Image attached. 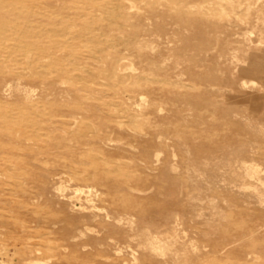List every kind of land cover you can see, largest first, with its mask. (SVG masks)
Returning <instances> with one entry per match:
<instances>
[{
  "label": "rangeland",
  "instance_id": "obj_1",
  "mask_svg": "<svg viewBox=\"0 0 264 264\" xmlns=\"http://www.w3.org/2000/svg\"><path fill=\"white\" fill-rule=\"evenodd\" d=\"M148 1L151 0H146L145 3L144 0H137V6L140 8L129 9L131 15H135L136 11L146 14ZM199 1L188 0L187 3L191 7L192 2H195L194 5L200 3L196 4L198 7H192L196 11H205V14L199 15L198 18L204 20V23H224L226 29L211 26L207 27L209 30L201 31L199 24L192 21L187 25V30L182 28L183 23L178 22V19L167 15L161 17L159 26L145 20L148 30L140 33L139 46L116 42L112 53L117 59H121L118 73L127 77V74L136 71L140 77V87L134 81L135 78L130 77L119 78L114 87L112 80L99 73L104 63L100 65L93 62L91 58H87L85 51L82 60L76 62L78 65L66 66L70 68H67L69 73L66 76L56 72L50 74H53L50 80L52 79L54 85L45 86L23 78L11 80L12 86L18 84V88L6 90L0 87V264H27L24 260L29 255L42 259L45 264H135L136 261L137 264H264V102L257 105L247 99L249 94H254L259 87H264V73L242 74L240 68L245 65L236 62L234 58L235 55L244 56L241 41L246 38L257 40L261 37L258 28L264 25V9L261 10L260 7L256 16L251 17L246 8L252 5L260 6L264 0ZM0 2L2 11L4 7L20 10L28 8L25 0ZM97 12L102 14V10ZM14 16V13H8L11 19H14ZM108 16L104 14L102 19ZM132 19L133 22L137 21L136 17ZM169 19L173 22L168 21ZM49 22H53V25L55 20ZM105 22L101 20V23ZM106 28L108 30L102 32L100 28L95 27L99 36L88 33L82 40H87L85 42H88L90 48L100 49L105 46L106 40L120 35L117 27L109 25ZM128 28L132 30V26ZM176 31L181 33L176 34ZM85 42L79 41V44ZM206 42H209V45ZM140 45L144 50H141ZM254 51L257 55L264 53V43L259 44ZM161 52L166 55L163 56ZM141 53L149 54L150 57H139ZM27 59L25 55L12 54L8 49L0 53V65L6 63L8 68L32 73L33 65L28 63ZM178 60H182L181 63H178ZM77 68H89L98 78L94 76L77 80ZM138 68L140 72L137 71ZM223 69L226 71L223 72ZM199 74L203 76L198 78ZM241 75L242 78L239 77ZM159 82L162 84L159 85ZM85 83L90 88H85ZM76 87L82 88V91L78 92L82 98L73 101L67 97L72 106L75 107L79 101L97 103L100 99L103 102L119 103L115 107L116 115L119 116L114 119L125 124L124 129L131 134L143 131L142 128L151 133L155 128L163 130L166 144H158L149 151L142 142H136L135 137L129 138L128 142L127 139L114 135V143L111 142L113 146L103 144L106 150L112 151L108 153L105 148L101 152L100 140L94 138H88L83 143H73L71 139H67L66 144L56 142L48 133L51 131V135L63 134L62 128L59 125L54 128L51 122L54 117H51L50 105L45 104V101H55L57 98L66 100V91ZM247 91H250L249 94ZM142 96L145 99L141 100ZM197 101L201 103L200 106ZM193 104L196 107H193ZM80 113L82 126L74 129L68 126L66 129L74 131L73 133L94 135L91 133L95 132V114L84 110ZM166 117H169L168 121L164 122ZM161 122L162 126L159 124ZM25 128H28V133H25ZM108 128L111 129L110 126H102V133H106V129L111 133ZM185 128L192 133H186ZM192 134L195 136L192 143L194 146L189 150L186 144H191L193 138L189 141L186 136ZM19 135L20 137H17ZM63 135L65 138L70 137L66 133ZM80 145L85 148L87 154L78 156L73 152V149H78ZM247 148L251 152L245 155L243 150ZM230 152L234 153V157ZM242 156L260 163V168L263 169L259 173L262 184L259 179L254 180L252 184L253 180L243 183L238 171L240 162L235 160L236 157ZM99 163L101 166H120V171L115 172L116 175H103L100 177L102 180L98 178L101 185L97 181L79 182L78 173L82 174L81 169L86 168L83 175H87L92 173ZM111 177H116L114 184ZM138 178L139 182L136 181ZM111 181L113 186L118 183L117 187L115 186L117 191L112 193L117 195L112 197L113 195L109 194L102 200L103 194L100 190H104L108 183L109 186ZM94 183L97 184L96 187ZM249 184L253 186L249 187ZM61 185L68 186L65 195L58 190ZM80 185H91L94 195L97 194L96 204L99 211L92 212L91 216L95 218L90 216L87 221L83 217L75 220L77 218H71L69 214L73 212L74 203L79 204L75 200L69 205L76 187ZM128 194L130 202L127 200V203L133 204L129 207L124 206L123 202L128 199L124 198L128 197ZM116 197L120 199L118 204ZM134 197L137 198L135 202ZM81 202L88 205L85 198ZM87 224L92 226L89 231ZM27 225L32 228H26ZM77 228L85 233L76 238ZM52 229L55 235L51 233ZM155 235L175 243V246L162 253L152 246L155 244ZM130 244L135 248L130 247Z\"/></svg>",
  "mask_w": 264,
  "mask_h": 264
},
{
  "label": "bare ground",
  "instance_id": "obj_2",
  "mask_svg": "<svg viewBox=\"0 0 264 264\" xmlns=\"http://www.w3.org/2000/svg\"><path fill=\"white\" fill-rule=\"evenodd\" d=\"M137 0H25L26 6L28 8H26L27 10H20V8H14V9H10L9 7H4L3 11L2 9H0V53L4 52L5 49H8L12 54H21V55H25L26 59L28 60L27 62H31L33 65V72L28 73V72H21L18 70H14L11 68H8V64H2L0 65V87L2 89H6V90H12V88H18V84H14V86H12L11 84V80L12 81H17L20 79H27L30 81H34V82H40L42 84H44L45 86H48L52 83V79L50 80V78L53 76H50L51 73L56 72L59 73V75L61 76H66L67 73H69L68 71L70 70L69 67H66L67 65H73L76 64L77 61H81L83 55V51L86 52V56L87 58H91L90 60H92L93 62L96 63H100V65L102 64V62L104 63V65L101 67V69H99V73H101L102 75H104L108 80H112L111 83H113L112 85H115L118 83L117 81H119L122 77V79H125L127 77L130 78H135L134 81H136V84L138 87L141 86V84H139V79L140 77H138V75L136 74V71L134 73H129L127 74V77L120 75V73H118V66L121 63V59H117V57L115 56V54L112 53L113 48L115 47L116 42H123L125 44H127L128 46H135L138 45V37H140V33H142V31H147L148 30V23L145 20H149L151 21V23H153L154 25L159 26L160 22L159 20L162 19L161 17L167 16V15H171L173 17H175L176 19H178V22L183 23L182 28L183 29H187L188 30V26L190 22H197L200 26L201 31L204 30H209L207 29V27H215V28H225L226 29V24H219L218 22H213V23H204V20H202L201 18L199 19V15L205 14V11L203 9L201 10H193V6L198 7V4L196 6V4L194 5V3L196 2H192L193 6L191 7V5L189 6L187 3L188 0H181V1H177V0H151L148 1V4L146 5L148 7V11L146 14H141V12L136 11L134 12L135 15H131V11L132 9L135 8H140L139 6H137L136 3ZM146 0H144L145 3ZM194 1V0H193ZM201 1V0H200ZM199 1V2H200ZM203 1V0H202ZM58 2H61V4H58ZM206 2V0L204 1ZM203 2V4H204ZM1 3V2H0ZM191 3V4H192ZM202 4V5H203ZM206 4V3H205ZM1 5V4H0ZM144 5V4H143ZM164 6V7H162ZM205 6V5H203ZM252 5L249 6L248 8H246L248 10V14L251 17L256 16L257 12L259 11V8L261 7V10L264 9V3L262 5ZM162 7V8H161ZM207 7V6H205ZM1 8V7H0ZM208 8V7H207ZM210 8V7H209ZM10 9V10H8ZM130 9V10H129ZM235 11V8H233ZM102 10V14L99 15V13L97 11ZM142 10V9H141ZM8 13H14V19H11L10 17H8ZM104 14L109 15L106 19H102V17L104 16ZM133 17H136L137 21L133 22L134 19H132ZM132 19V20H131ZM50 20H55L54 24L51 25V23L53 22H49ZM101 20H105V23H101ZM168 21H172L171 19H169ZM173 22V21H172ZM109 25L115 26L117 27V29L120 32V35L117 36L115 39H108L105 41V46L101 47L100 49L98 48H90L88 45V42H85L87 40H82L83 37L86 36V34H91L92 36H99L97 32V30L95 29V27H98L101 29L102 32L107 31L108 29L106 27H108ZM177 25V24H176ZM192 25V24H191ZM194 25V24H193ZM132 26V30H130L128 27ZM151 26V25H150ZM196 26V25H195ZM198 26V25H197ZM258 26V25H257ZM256 26V27H257ZM177 27V26H175ZM178 28V27H177ZM191 28V26H190ZM189 28V29H190ZM194 28V27H193ZM199 28V27H198ZM174 29V28H173ZM192 29V28H191ZM190 29V31H191ZM260 30V38L257 40H252L250 38H246L245 41H241L243 47L241 49H243V53L244 56H234L235 61L236 62H240L243 63V65L240 68L241 73L242 74H261L264 73V53L257 55L256 51H254V49L259 46V44L264 43V25L260 26L258 28ZM169 30V29H168ZM167 30V31H168ZM223 30V29H222ZM88 31V32H87ZM157 31V30H156ZM95 32V33H94ZM159 32V31H158ZM177 32V31H176ZM165 33V32H164ZM175 33V30H174ZM181 33V32H177L176 34ZM185 33V32H184ZM204 33V32H203ZM229 33V32H228ZM148 34V33H147ZM145 34V35H147ZM161 34V33H160ZM193 34V33H191ZM190 34V35H191ZM198 35V34H197ZM151 36V35H150ZM196 36V35H195ZM199 36V35H198ZM208 36V35H207ZM193 37V36H192ZM172 38V37H170ZM198 38V37H196ZM148 39V38H147ZM165 40H168L166 38H164ZM206 39V38H205ZM173 40V39H172ZM218 40V39H217ZM224 40V38H223ZM230 40V39H229ZM79 41L81 42H85L84 44H79ZM154 41V40H152ZM175 41V40H173ZM206 41H209V39H206ZM214 41V40H213ZM10 42V43H9ZM196 42V41H195ZM218 42V41H217ZM216 42V43H217ZM259 42V44H258ZM150 44H152V42H149ZM148 43V44H149ZM159 43V42H158ZM172 43V42H171ZM193 43V42H192ZM209 42H206L207 45ZM215 43V42H213ZM222 43V42H221ZM224 43V42H223ZM140 44V41H139ZM143 44V43H142ZM149 44V45H150ZM156 44V43H155ZM226 44V42L224 43ZM149 45H147V47H149ZM120 46V45H119ZM139 46V45H138ZM152 46V45H150ZM160 46V45H159ZM188 46V45H187ZM89 47L88 49L84 50L83 48ZM154 47V46H153ZM174 47V46H172ZM141 48V45H140ZM150 48V47H149ZM207 48V47H206ZM118 49V48H117ZM136 49V48H135ZM143 48H141L142 50ZM154 49H156L154 47ZM195 50V48H193ZM116 50V49H114ZM121 50V49H120ZM125 50V49H124ZM144 50V49H143ZM146 50V49H145ZM175 50V49H174ZM173 50V52L175 53V51ZM189 50V49H188ZM197 50V49H196ZM117 51V50H116ZM128 51V50H127ZM135 51V50H134ZM147 51V50H146ZM172 51V50H171ZM185 51V50H184ZM122 52V51H121ZM139 52V51H137ZM129 53V52H128ZM135 53V52H134ZM163 54V52H161ZM208 53V52H207ZM170 54V53H169ZM190 54V53H189ZM123 55V54H122ZM131 55V54H130ZM134 55V54H133ZM132 55V57H133ZM147 55V54H146ZM146 55L144 53H141L139 57H146ZM166 55V54H165ZM163 54V56H165ZM135 56V55H134ZM147 56L150 57V55L148 54ZM192 57V56H190ZM178 59V58H177ZM18 60V59H16ZM124 60V59H123ZM140 60V59H139ZM176 60V59H175ZM180 60V59H179ZM178 60V61H179ZM21 61V60H20ZM88 61V60H87ZM169 61V60H168ZM168 61L166 63H168ZM177 61V62H178ZM182 61V60H181ZM181 61H179L178 63H181ZM184 61V60H183ZM207 61V60H206ZM143 62V61H142ZM150 62H152L150 60ZM175 65L176 61H174ZM185 63V61H184ZM189 63V62H188ZM245 63V64H244ZM91 64V63H90ZM227 64V63H226ZM78 65V64H76ZM82 65V64H81ZM163 65V63H162ZM84 66V65H82ZM89 66V65H88ZM133 66V64H131V67ZM155 66V65H154ZM161 66V65H160ZM159 66V67H160ZM164 66V65H163ZM181 66V65H180ZM224 66V65H223ZM230 66V65H229ZM90 67V66H89ZM166 67V66H165ZM203 67V66H202ZM8 68V69H6ZM67 68H69V70H67ZM177 68V66L175 67ZM232 68V67H231ZM73 71L74 68H72ZM79 70V72L77 71L76 77L77 80L80 79H89L88 77H96V73L93 72L91 69H84V68H77ZM135 69V68H134ZM132 67V70H134ZM157 70V69H156ZM162 70V67L161 69ZM230 70V69H228ZM227 70V71H228ZM139 71V68L138 70ZM207 71V70H205ZM226 70L223 69V72H225ZM231 71V70H230ZM140 72V71H139ZM163 72V70H162ZM195 72V71H194ZM200 72V71H199ZM202 72V71H201ZM74 73V72H72ZM76 73V72H75ZM154 73V72H153ZM159 73V72H158ZM161 73V72H160ZM165 73V71H164ZM182 73V72H181ZM198 73V72H196ZM168 74V73H167ZM224 74V73H223ZM227 75L231 76L230 74L226 73ZM234 74V73H233ZM73 75V74H72ZM71 75V76H72ZM75 75V74H74ZM99 75V74H98ZM178 76V74H176ZM195 75V74H194ZM141 76V75H140ZM203 75H197L198 78H201ZM223 76V75H222ZM228 76V77H229ZM73 77V76H72ZM102 77V76H101ZM152 78L154 76H151ZM181 77V76H179ZM185 77V76H184ZM232 77V76H231ZM240 78H242V75L239 76ZM98 78V77H96ZM95 78V79H96ZM157 78V77H156ZM164 78V77H163ZM166 78V77H165ZM239 78V80H240ZM76 79V78H75ZM95 79H93V81H95ZM106 79V80H107ZM149 79V77H148ZM147 79V80H148ZM162 79V78H161ZM174 79V78H173ZM227 79V78H226ZM238 79V78H236ZM55 80V79H54ZM133 80V79H132ZM169 80V79H168ZM184 79V83H185ZM202 80V79H201ZM263 80V79H261ZM58 81V80H57ZM70 81V80H69ZM91 81V80H90ZM142 81V80H141ZM199 81V80H198ZM206 82V80H204ZM75 82V81H74ZM82 82V81H81ZM103 82V81H102ZM106 82V81H105ZM104 82V83H105ZM124 82V81H123ZM149 82V81H146ZM183 82V81H182ZM187 82V81H186ZM189 82V81H188ZM227 82V81H226ZM60 83V82H59ZM58 83V84H59ZM174 84V81L172 82ZM180 84H182L181 82H179ZM183 83V84H184ZM201 83V82H200ZM199 83V84H200ZM251 84V82H249ZM91 84V83H90ZM93 84V83H92ZM145 84V83H144ZM162 84V83H161ZM159 82V85H161ZM179 84V85H180ZM186 84V83H185ZM190 84V83H189ZM249 84V85H250ZM36 85V84H35ZM54 85V84H53ZM57 85V82H56ZM85 88H90L86 83L84 84ZM123 85V84H122ZM178 85V83H177ZM187 85V84H186ZM184 85V87L186 86ZM191 85V84H190ZM188 85V86H190ZM234 85V84H232ZM238 85V84H237ZM243 85V84H241ZM240 85V86H241ZM256 85V84H255ZM59 86V85H58ZM73 86V85H72ZM75 86V85H74ZM73 86V87H74ZM95 86V85H94ZM195 86V85H194ZM212 86V85H211ZM236 86V85H235ZM244 86V85H243ZM42 87V85H41ZM64 87V86H63ZM66 87V86H65ZM109 87V86H108ZM123 87V86H122ZM168 87V85H167ZM197 87V86H196ZM234 87V86H233ZM251 87V86H250ZM53 88V87H52ZM57 88V87H56ZM68 88V85H67ZM84 88V87H83ZM144 88V87H141ZM182 88V87H181ZM199 89V87H197ZM42 89V88H41ZM44 89H47L44 87ZM55 89V88H54ZM82 88L80 87H76L73 89H68L67 92V96L65 97L64 94L63 96L65 97V99L68 97V99L73 100L74 99H79L82 98L80 97V95H78V92L81 90ZM107 89V88H106ZM145 89V88H144ZM153 89V88H152ZM156 89V88H155ZM164 89V88H163ZM180 89V88H179ZM192 89V88H191ZM239 89V88H238ZM253 89V87H252ZM50 90V89H49ZM59 90V89H58ZM66 90V89H65ZM93 90V89H92ZM100 90V89H99ZM119 90V88H118ZM158 90V89H157ZM184 90V89H183ZM194 90V89H192ZM209 91H211L210 89H208ZM241 90V89H240ZM43 91V90H41ZM57 91V90H56ZM63 91V90H62ZM82 91V90H81ZM149 91V90H148ZM153 91V90H152ZM161 91V90H160ZM164 91V90H163ZM167 91V90H166ZM237 91V90H236ZM40 91H38L39 93ZM54 92V91H53ZM52 92V94H53ZM110 92V91H109ZM157 92V91H156ZM205 92V91H204ZM239 92V91H238ZM242 92V91H241ZM240 92V93H241ZM250 92V91H249ZM249 92L247 91V93L249 94ZM261 92V93H260ZM2 93V92H1ZM41 93V92H40ZM57 93V92H56ZM61 93V90H60ZM64 93V91H63ZM80 93V92H79ZM177 93V92H176ZM180 93V92H179ZM245 93V92H244ZM51 94V95H52ZM58 94V93H57ZM105 94V93H104ZM112 94V93H111ZM116 94V93H115ZM178 94V93H177ZM205 94V93H204ZM41 95V94H40ZM55 95V94H54ZM139 95L141 96V94L139 93ZM148 95V93H147ZM175 95V94H174ZM179 95V94H178ZM177 95V96H178ZM243 95V93H242ZM48 96V95H47ZM61 96V97H63ZM161 96V95H160ZM182 96V95H181ZM196 96V95H195ZM245 96H247V94L245 93ZM249 97H247V99L251 100L252 102H254L255 104L259 105L262 102H264V87H259L257 89V92H255L254 94H249ZM46 97V96H44ZM84 97V96H83ZM146 97V96H145ZM156 97V96H155ZM163 97V96H162ZM241 97V96H240ZM143 96L141 97V100H143ZM147 98V97H146ZM127 99V98H125ZM145 99V98H144ZM157 99V98H156ZM163 99V98H162ZM46 100V99H45ZM52 100V99H51ZM45 101V104L50 105V115L51 117H54V120L51 121L54 128L57 127V125L61 126L63 134L66 133L67 135L69 134L70 137L65 138V135H63L62 133H56V135H51V131L50 136L59 143H64L66 144L68 142L69 139L73 140L77 142V143H83L86 139L88 138H94L96 140H100V146L99 148H102L101 152H103V149L105 148L103 146V144L106 145V143L110 146H113V144L111 143L113 141V137L114 135H119V138L121 139H127L126 141L130 142L129 138H133L135 137V141L137 142H142V144H144V146L146 147L147 150H151L154 146H157L158 144H164L165 140L163 138V130L159 131L155 128V130L151 131L149 130H145L142 128L143 131L138 132L135 134H131L127 131V129H124L125 124L123 125V123H121V121L119 120H115L114 118L117 114V111L115 109L116 106L119 105V103H114L112 101H106L103 102L101 101V99L99 100L100 102L97 101V103L95 102H77L78 104H76V106H72V102H70V100H59V98H57L55 101ZM86 100V99H85ZM152 101H154L153 99H151ZM77 101V100H75ZM96 101V100H95ZM161 101V100H160ZM10 102V101H8ZM163 102V100H162ZM170 102V101H169ZM176 102V101H175ZM198 102V101H197ZM23 103V102H22ZM75 103V102H73ZM94 103V104H93ZM132 103V102H131ZM138 103V102H137ZM143 102H140V104ZM172 103V102H171ZM170 103V104H171ZM11 104V103H10ZM144 104V103H143ZM142 104V105H143ZM147 104V103H146ZM175 104V103H174ZM201 104L198 102V105ZM149 105L152 106V104L150 103ZM154 105V104H153ZM193 107H196L195 104H193ZM38 106V105H37ZM131 106V105H130ZM200 106V105H199ZM204 106L201 105V107ZM44 107V106H43ZM42 107V109H43ZM120 107V106H119ZM141 107V105H140ZM139 107V108H140ZM159 107V106H158ZM158 107H156L158 109ZM176 107V106H175ZM45 108V107H44ZM143 108V106H142ZM140 108V110L142 109ZM162 109V107H160ZM39 109V107H38ZM167 109V108H166ZM45 110V109H44ZM43 110V111H44ZM81 110H84L85 112H90V113H94V120L96 119L97 121L94 123L95 127V132L91 133L94 135H90L89 133H81L79 134L78 132L73 133L72 130L69 131V129H66L68 126L71 129L74 128H78L81 125V121H80V117L79 115L81 114ZM103 110V111H102ZM143 110V109H142ZM147 110V109H146ZM163 110V109H162ZM161 110V111H162ZM165 110V109H164ZM163 110V111H164ZM174 110V109H173ZM38 111V110H37ZM156 111V110H155ZM159 111V110H158ZM160 111V112H161ZM167 111V110H166ZM46 111H44L45 113ZM168 112V111H167ZM181 112V111H179ZM178 112V113H179ZM191 112V111H190ZM49 113V112H48ZM159 113V112H157ZM162 113V112H161ZM176 113V114H178ZM46 114V113H45ZM193 115V114H192ZM196 115V114H195ZM203 115V114H201ZM205 115L207 116V114L205 113ZM204 115V116H205ZM83 116V115H82ZM81 116V117H82ZM204 116H200V118H203ZM216 116V115H215ZM7 117V116H6ZM59 117V118H58ZM58 118V119H57ZM169 118V117H168ZM168 118L166 117L164 119V122L168 121ZM182 118V117H181ZM188 118V117H187ZM83 119V118H81ZM124 119V118H123ZM172 119V118H170ZM183 119V118H182ZM12 120V119H11ZM10 121V119H9ZM173 121V120H172ZM202 121V120H201ZM216 121V120H215ZM93 122V121H92ZM131 122V121H130ZM197 122V121H196ZM218 122V121H217ZM262 122V121H261ZM133 123V122H132ZM137 123V122H136ZM264 123V122H263ZM141 124V123H140ZM161 124V126L163 125V123H159ZM25 125V124H24ZM96 126L98 127V130L96 131ZM102 126H110L111 129H109L111 131V133L107 132L106 129V133L103 132L102 133ZM158 127L160 125H157ZM206 127V125H205ZM204 127V128H205ZM208 127V125H207ZM89 128V127H87ZM209 128V127H208ZM207 128V129H208ZM2 129V128H1ZM0 129V130H1ZM169 129V128H168ZM197 129V128H196ZM46 130V129H45ZM44 130V132H45ZM167 130V129H165ZM199 130V129H198ZM197 130V131H198ZM28 131V128H25V133ZM43 131V129H42ZM186 133H192L191 131L187 130V128H185L184 130ZM196 131V130H195ZM47 132V131H46ZM183 132V131H182ZM19 133V132H18ZM28 133V132H27ZM181 133V132H180ZM12 134V133H11ZM6 135V134H4ZM8 135V134H7ZM13 135V134H12ZM46 135V134H45ZM185 135V134H184ZM49 136V135H48ZM168 137H170L169 135H167ZM10 137V136H9ZM17 137H20L17 136ZM180 137V136H179ZM13 138V137H12ZM11 138V139H12ZM23 138V137H22ZM167 137H165L166 139ZM187 140L191 141L192 138V142L191 144H186V146H188L189 150L194 146L192 143H194V139L195 136L192 135H188L186 136ZM41 139V138H40ZM39 139V140H40ZM68 139V140H67ZM6 140V139H5ZM3 140V141H5ZM124 140V142H125ZM44 141L41 140V142ZM110 141V142H109ZM44 143V142H43ZM48 143H50L48 141ZM77 143L75 145H77ZM114 143V141H113ZM47 144V143H46ZM141 144V145H142ZM166 144V143H165ZM54 145V144H53ZM84 145V144H83ZM86 146H88L86 144ZM93 147V145H91ZM96 146V145H95ZM94 146V148H95ZM63 148L65 146H62ZM133 147V145L131 144V148ZM232 147V146H231ZM98 148V145H97ZM98 148V149H99ZM230 148V146H229ZM227 150V147L225 148ZM224 149V150H225ZM59 150V149H57ZM61 150V149H60ZM70 150V148H69ZM106 150V148H105ZM188 150V149H187ZM188 150V151H189ZM108 153L110 152L109 150H106ZM228 151V150H227ZM73 152L75 154H77L78 156L81 154H87L85 148H82V145H80L78 147V149L75 147V149H73ZM106 152V153H107ZM112 152V151H111ZM110 152V153H111ZM249 152H251L250 150L245 149L243 150V153L245 155H247ZM107 153V154H108ZM116 153V152H115ZM239 153V152H238ZM114 154V153H112ZM231 156L234 157V153H231ZM259 154V153H258ZM121 156V155H120ZM156 156L158 157V154H156ZM15 157V156H14ZM93 157V155H92ZM97 157V156H96ZM177 157V156H176ZM25 158V157H24ZM81 158V157H80ZM79 158V159H80ZM98 158V157H97ZM159 158V157H158ZM157 158V159H158ZM95 159V158H94ZM96 160V159H95ZM117 160V159H115ZM232 160V158H231ZM236 161L240 162V166L238 171L240 172V176L243 179V183L246 184L248 182H246L247 180H253L252 182H255L256 179H259L261 184H262V178L259 177V173L260 171H262L263 169L260 168V163H257L256 161L247 158L246 156H242V158H238L236 157L235 159ZM77 161V160H76ZM104 161V160H103ZM99 162V161H98ZM232 162V161H230ZM237 162V163H238ZM81 164V163H79ZM107 164V162H106ZM119 164V163H118ZM232 164V163H231ZM69 166V165H68ZM120 166H101L100 163L97 167H94L95 170L92 171V173H89L87 175H83V170H87L86 168L81 169L82 174H79V182H98L97 180L98 178L102 177L103 175H107L110 176L113 173L116 175L115 172L120 171ZM177 167V166H176ZM93 168V169H94ZM78 169V168H77ZM179 169V167H178ZM89 170V169H88ZM92 170V169H91ZM125 170V169H123ZM79 171V172H81ZM90 171V170H89ZM237 171V169H236ZM124 172V171H123ZM119 173V172H118ZM122 174V172H120ZM237 173V172H236ZM263 172H261L262 174ZM81 174V175H80ZM123 175V174H122ZM114 176V175H113ZM119 177V175L117 176ZM123 177V176H122ZM125 177V176H124ZM123 177V178H124ZM128 177V176H127ZM59 178V177H58ZM113 180L110 182V185L108 186L107 181L105 182L107 184V186L105 187V189L100 190L103 194V196L101 197L102 200L103 198H105L106 195L112 194L114 193L116 190V187L118 185V183H116V185H112L114 184L115 178L111 177ZM126 178V177H125ZM101 179V178H100ZM108 179V178H107ZM118 180L121 178H117ZM127 179V178H126ZM125 179V181H126ZM139 179V178H138ZM136 181H140L139 180ZM102 180V179H101ZM124 181V179H122ZM255 180V181H254ZM128 181V179H127ZM96 182V183H97ZM102 182V181H101ZM246 182V183H245ZM85 183V182H83ZM96 183L95 187H96ZM112 183V184H111ZM250 183V182H249ZM104 184V183H103ZM102 184V185H103ZM140 184V183H139ZM249 184V187H252L253 185ZM101 185V184H99ZM124 185V184H123ZM142 185V184H141ZM251 185V186H250ZM116 186V187H115ZM248 186V185H246ZM258 186V185H257ZM249 187H246L249 189ZM259 187V186H258ZM68 186L67 185H61L58 187V190L60 192H62L64 194L65 190H67ZM143 188V187H142ZM244 188V187H243ZM254 188V187H253ZM257 188V187H255ZM92 186L89 185L88 187L86 186H78L75 189L74 192V196L71 197V203H69V205L75 202V200L79 203V204H75L73 206V212L69 213L71 215V218H77L75 220H79L81 219L80 217L86 218L85 221H87L90 216L92 215V212H95L96 210L99 209V207L96 204V195H94V192L92 190ZM137 189H138V185H137ZM95 190V189H94ZM141 190V189H140ZM99 191V190H98ZM257 191H261V190H257ZM122 197L123 195L121 193H119ZM260 194V193H259ZM65 195V194H64ZM113 195V194H112ZM115 195H117L115 193ZM115 195H113L112 197H114ZM262 195V194H260ZM128 197L124 196V198H128L126 199V201L124 200V206H132L133 204L131 203H127V200H129V194L127 195ZM131 196V195H130ZM132 197V196H131ZM85 198V200L87 201L88 205H85L83 202H81L83 199ZM98 198V196H97ZM133 198V197H132ZM111 199V198H110ZM115 200V198H113ZM117 199V197H116ZM134 202L137 200V198L134 197ZM118 200V199H117ZM116 201V200H115ZM120 199L117 202H119ZM122 201V200H121ZM112 202V201H111ZM111 202L108 201V203L112 204ZM122 202V203H123ZM130 202V200H129ZM214 202V201H213ZM107 203V204H108ZM127 203V204H126ZM63 204V202H62ZM118 204V203H117ZM126 204V205H125ZM138 204V203H137ZM135 203V205H137ZM264 204V203H263ZM140 205V204H139ZM123 206V204H122ZM123 206V207H124ZM71 208V207H70ZM136 208V207H135ZM134 208V209H135ZM129 209V208H128ZM99 211V210H98ZM105 211V210H104ZM128 211V210H127ZM129 212V211H128ZM63 213V212H62ZM109 215V214H108ZM93 217V216H91ZM108 217V216H107ZM95 218V217H93ZM181 219V218H180ZM83 220V219H82ZM84 221V220H83ZM129 221V220H128ZM180 221V220H179ZM134 223V222H133ZM133 223H131V225H133ZM79 224V223H78ZM24 226V224H23ZM165 226V225H164ZM240 226V225H239ZM86 227L88 228V231L92 229V226L87 224ZM26 228H32L31 225H27ZM95 230V229H93ZM53 229L51 230V233ZM31 232V231H30ZM57 232V231H56ZM77 235L75 236L76 238L78 236H80L81 234H84L85 232L82 229H78L77 228ZM94 232V231H93ZM54 235L56 234L55 232L53 233ZM61 234V233H60ZM47 235H49L47 233ZM44 235H42L43 237ZM152 237V236H150ZM36 238V237H35ZM153 238V237H152ZM174 238V236H173ZM154 242L155 244L152 245L155 248H158V250H160L161 252L163 251H168V249L171 250L172 246H175V243H171L170 241H167L165 239H161L160 236L155 235L154 236ZM62 240V239H61ZM113 241V240H112ZM65 242V241H64ZM69 243V242H68ZM198 243V242H197ZM27 244V243H26ZM28 246V245H26ZM133 245L130 244V247H132ZM41 247V246H40ZM39 248V247H38ZM42 248V247H41ZM50 248V247H49ZM132 248H135L134 246ZM121 249V247H120ZM173 249V248H172ZM18 250V249H17ZM50 250V249H49ZM125 250V249H124ZM132 250V249H131ZM133 251V250H132ZM120 252V251H119ZM160 252V253H161ZM162 252V253H163ZM33 253V252H32ZM134 253V251H133ZM158 253V252H156ZM224 253V252H223ZM31 254V253H30ZM165 255V254H164ZM9 256V255H8ZM137 257V256H136ZM134 258V257H133ZM8 259V258H7ZM51 259V258H50ZM136 259V258H135ZM138 260V258H137ZM25 263L27 264H45V262L40 259V258H36L33 257L32 255H29L28 258H26V260H24ZM11 263V261H10ZM137 264V261L136 263Z\"/></svg>",
  "mask_w": 264,
  "mask_h": 264
}]
</instances>
